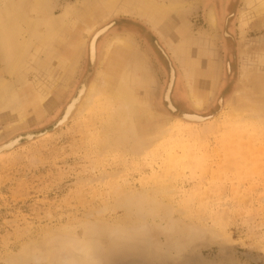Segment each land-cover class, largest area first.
<instances>
[{"label": "rangeland", "instance_id": "obj_1", "mask_svg": "<svg viewBox=\"0 0 264 264\" xmlns=\"http://www.w3.org/2000/svg\"><path fill=\"white\" fill-rule=\"evenodd\" d=\"M91 1L49 4L59 18L66 8ZM153 1L165 7L171 0ZM242 2L188 0L181 11L185 30L172 43L137 17L117 13L95 26L96 32L107 30L96 40L93 66L88 37L74 70L63 71L67 82L28 124L0 122V145L46 133L0 155V264L28 248L43 256L50 238L51 260L94 243L96 264H264V67L255 64L264 60V17L241 28ZM70 17L69 26L77 29L78 20ZM114 37L127 40L133 52L119 58L120 70H110L109 79L131 74L136 80L130 97L136 89L138 99L145 96L152 113L145 124L139 113L115 127L102 109L97 73L108 65L102 60ZM189 58L197 60V92L205 100L200 109L188 96ZM170 67L174 83L167 104L176 113L163 100ZM84 82L88 94L69 121L54 129ZM93 89V103L83 110ZM236 91L247 94L253 107L260 102L261 114L252 112L260 120L233 119ZM180 114L209 118L185 125ZM161 127L168 133L163 142L140 152Z\"/></svg>", "mask_w": 264, "mask_h": 264}, {"label": "bare ground", "instance_id": "obj_2", "mask_svg": "<svg viewBox=\"0 0 264 264\" xmlns=\"http://www.w3.org/2000/svg\"><path fill=\"white\" fill-rule=\"evenodd\" d=\"M49 3L50 0H2L0 2L1 124L5 122L10 127L28 124L30 118L35 117V113H38L45 106L47 99L49 96L51 98V95L54 94L59 84L67 82L65 77L62 76L63 71L69 70L72 72L74 70V65L88 37H92L89 43V54L91 60H94L96 40L100 37L99 35L107 30L106 27L98 32L94 31L95 26L101 21L117 13L134 16L148 24L162 40H170L172 43V41L174 42L176 39L181 38L182 31L185 30L183 25L184 20H181V15L183 16L184 14L181 11L185 12V6L189 4L188 0H171L164 7L163 3L156 4L151 0H93L74 9L66 8L59 18H55L53 17L52 7ZM70 16H75L78 20L77 29L73 28V25L69 26L71 24L69 22ZM263 17L264 0H243L239 13L241 28L247 26L251 20L262 19ZM207 20L210 26H214V20L216 19L211 9L207 12ZM192 40L193 38H191L190 42ZM127 42L122 37H114L106 44L105 55L102 61L108 65L104 70H99L97 73V79L103 83V87L100 90L98 89L99 85L98 87L95 84L92 85L93 88L97 87L101 92V96H104L102 97L105 99L102 109L103 111L105 110L108 118H111L109 119L112 120L115 127H122L126 118L132 114L141 113L140 117H143L141 119L144 120V124L146 120L152 117L151 110L146 104L145 96L142 97V95L138 99V91L136 89L132 91L133 95L130 97V88L132 89L136 83V80L130 76V73V75H119L118 79H109L110 70H120L118 66L119 58L124 57V54H129V52L131 55L133 52L130 44ZM187 42L189 41L187 40ZM179 47L173 50L175 56L179 52ZM42 54L44 55L43 58H41ZM192 63V66H194L196 61L187 63L186 67L189 66L191 68L190 65ZM255 64L256 69H260L264 67V60L257 61ZM193 71L191 68L187 69L186 73L184 72L185 76H188V96L193 107L200 109L205 100L197 92L199 84L197 79L195 80L197 75ZM29 75L32 76L31 82L27 79ZM170 78L171 80L173 79L172 72ZM142 83V86L139 88H143V85L146 84L145 79ZM84 84L86 83L84 82ZM240 91L235 92V96L230 102L233 106L230 113L233 119L244 120L241 117H246L249 121L260 120L254 117V113L261 114L260 102H257L255 107H253L247 94L243 95ZM90 92L87 101L82 105L83 110L92 105V97L97 94L94 89ZM86 93L88 94L87 84L81 85L76 95L67 104L64 111L65 116L63 115L64 117L61 122L66 120V116L70 113L74 104L81 101ZM169 95L168 89L164 96L167 103H170ZM134 100H136V103ZM169 107L173 109L171 105ZM252 112L254 113L252 114ZM183 117L189 119L186 123H180L185 125L189 123L195 124V121L209 118L197 114H184ZM128 124L130 125V123ZM166 130L165 127H161L156 139L152 140L149 144L142 145L140 152L145 153L158 147L163 142L166 134H168ZM13 139L10 142L8 141L9 144H12L16 137ZM0 147L2 146L0 145ZM128 148L130 149V146ZM95 233L93 232L94 235ZM52 241V238L45 241V249L41 250L44 252L41 253L43 256L38 254L39 250L33 248L30 251V248H28L20 258L18 257L19 259L11 260L8 264H42L43 261H47L48 264L98 263L96 255L98 248L94 243H90L91 245L87 244L88 247L86 248H74V252L66 255V257H60V254L57 253L56 255L59 257L51 260L48 255L55 253H53L54 247L51 244ZM63 242H66V240ZM36 254L39 256H36Z\"/></svg>", "mask_w": 264, "mask_h": 264}, {"label": "water", "instance_id": "obj_3", "mask_svg": "<svg viewBox=\"0 0 264 264\" xmlns=\"http://www.w3.org/2000/svg\"><path fill=\"white\" fill-rule=\"evenodd\" d=\"M111 25H112V24H111ZM111 25H109L108 27L110 28ZM109 28H108V29H109ZM103 34H104V33H103ZM103 34H101V35H99V36H102ZM89 62H90V65L93 66L94 63H95V60H91V58H89ZM171 72L173 73V79H172V80H171V78L169 79V83H168V86H167V90L169 89V93L171 92V90H172V86H173V83H174V72H173V69L170 67V69H169L170 76H171ZM168 87H169V88H168ZM167 90H166V91H167ZM82 96H83V95H82ZM82 96H81V97H82ZM163 100H164V102L166 103V106H167L168 110H169L170 112H172V113H176V109H175V108L171 109V108L169 107V105L167 104L166 99L163 98ZM80 102H81V101L76 102V103L74 104L75 109H74V107H73L72 110L70 111V113L66 116V120H67V122L69 121L70 117L72 116L73 112L76 110V108L78 107V105H79ZM219 104H220V103H219ZM64 113H65V112H64ZM183 115H184V114H180V115H179V118H180L182 121H184V122L188 121L189 119L184 118ZM64 116H65V114H64ZM64 116H63V117H64ZM63 117L55 123V126L53 127L54 129L60 128V127L64 126V125L67 123L66 120H65L64 122H61V120H63ZM207 119H208V118H203V119H201L200 121H195V123H201V122H204V121L207 120ZM192 122H194V121H192ZM45 134H46V133H39V134H25V135H23V136H22V135H19V136L16 137V139L14 138L15 140L13 139L14 141H13L12 144H9L10 141H9V142L7 141L6 143H4V144L1 145L2 147H0V155L6 154V153H8V152H11V151H13L14 149L18 148L19 146H21L22 143L32 142V141L35 140V139H38V138L43 137ZM11 141H12V140H11Z\"/></svg>", "mask_w": 264, "mask_h": 264}, {"label": "crops", "instance_id": "obj_4", "mask_svg": "<svg viewBox=\"0 0 264 264\" xmlns=\"http://www.w3.org/2000/svg\"><path fill=\"white\" fill-rule=\"evenodd\" d=\"M152 2H154L153 0H151ZM155 3V2H154ZM156 4H158V3H156ZM118 15H120V14H118ZM141 20V19H140ZM142 22H144L143 20H142ZM145 23V22H144ZM146 24V23H145ZM148 25V24H147ZM149 26V25H148ZM149 28L151 29V27L149 26ZM152 30V29H151ZM153 31V30H152ZM179 59V58H178ZM191 61H197L196 59H194V60H191L190 58H189V60H188V63L189 62H191ZM193 65V63L190 65L191 66V68H193L194 67V71L193 72H195L196 70V64L194 65V66H192Z\"/></svg>", "mask_w": 264, "mask_h": 264}, {"label": "flooded vegetation", "instance_id": "obj_5", "mask_svg": "<svg viewBox=\"0 0 264 264\" xmlns=\"http://www.w3.org/2000/svg\"><path fill=\"white\" fill-rule=\"evenodd\" d=\"M170 98V97H169ZM171 102V101H170Z\"/></svg>", "mask_w": 264, "mask_h": 264}]
</instances>
